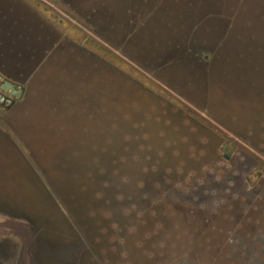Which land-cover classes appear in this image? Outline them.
Wrapping results in <instances>:
<instances>
[{
    "label": "rangeland",
    "instance_id": "rangeland-1",
    "mask_svg": "<svg viewBox=\"0 0 264 264\" xmlns=\"http://www.w3.org/2000/svg\"><path fill=\"white\" fill-rule=\"evenodd\" d=\"M110 1L56 0V4L65 12L80 17L90 27L89 20L93 16L103 18L107 14ZM241 1L228 0L229 4L237 5L224 10L225 16L230 15L228 24H224L229 31L233 30ZM145 2L143 14L138 10L129 16L127 12L130 27L147 25L144 31L141 30V55L152 58L157 54L166 56L169 52L172 61V44L165 42L169 33L162 28V20L157 22L155 16L158 12L172 16V5L180 1ZM133 7L136 10L137 6ZM63 10L64 16L76 25ZM169 19L164 25L167 30L172 28V19ZM153 25L159 30L153 29L151 37L145 36L147 28ZM135 27L132 33L137 32ZM81 31L108 48L86 28ZM236 41L241 42L240 37L237 36ZM176 42L172 34V43ZM217 46L220 43L214 45L213 50L218 49ZM132 50L126 51L135 56ZM205 50H196L199 58L206 57L207 61L198 66H208L211 59L219 58L218 50L212 54ZM112 51L124 59L119 52ZM180 55L184 53L180 51ZM99 60L98 65L107 67ZM162 60L156 58L160 63L170 61L164 57ZM124 61L131 71L123 78L138 85L139 95L131 88H114L112 84L107 87L101 79L97 80V70L90 66L92 61L88 56L83 60L64 58L58 67L48 64L34 78L36 94L28 90L27 97L33 95L26 102L25 122L30 135L36 143L42 144L58 135L62 145L56 151L58 155L48 157L50 161L46 167L49 171L55 167L57 175L54 176L61 186L59 192L70 197L69 207L65 205L64 208L71 215L65 218L74 233L72 236L68 230L67 235L72 236L70 242L73 243L62 249L75 261L87 259V264L89 261L95 264H264V121L255 117V113L251 115L252 110L257 109V104L251 102L254 103L258 92L246 82L247 85L241 87L244 100L240 104L246 101L250 106L231 107L223 100L221 104L207 102L201 105L207 110L206 116L230 134L229 148L234 152L225 161L221 152L225 142L187 115L174 110L171 102L166 100L169 97L181 102L178 95L155 78L154 75L160 73L158 67L153 68L150 64L146 70L141 63L136 65L126 58ZM172 67L160 73L171 81ZM51 69L56 70V77L63 78L56 82L52 77L43 78ZM133 71L140 76V81L133 78ZM88 84L91 93L86 95L87 87L84 90L83 85ZM74 90L78 95L70 106L62 92ZM258 100V104H264L263 96ZM83 104L88 107L85 109ZM260 109L264 111V106ZM56 123L66 128L56 133L51 129ZM120 155H123L125 167L122 172L125 174L119 183L114 176L109 177L118 189L116 199L120 203H115L116 193L111 188L101 191L97 198L90 193L93 200L84 203L85 195L80 191L86 186L90 189L91 184L99 181L97 167L109 165L107 170L112 171L111 167H117L114 158ZM91 167L93 180L87 182L86 173ZM0 171H10L17 175H14L16 182L34 187V181L30 180L32 176L24 174L20 161L9 156L1 142ZM256 171L260 176L248 182L246 177ZM35 185L37 189L38 184ZM30 187L26 188L29 194ZM47 214L48 211L45 218H48ZM57 228L59 231L65 229ZM12 254L15 260L17 254ZM13 264L18 263L14 261Z\"/></svg>",
    "mask_w": 264,
    "mask_h": 264
},
{
    "label": "water",
    "instance_id": "water-1",
    "mask_svg": "<svg viewBox=\"0 0 264 264\" xmlns=\"http://www.w3.org/2000/svg\"><path fill=\"white\" fill-rule=\"evenodd\" d=\"M25 1L45 18H48L52 13L51 11H53L46 9L48 6L43 4L42 0ZM44 1L61 11L63 10L61 5L56 4V0ZM140 1L111 0L108 6L109 10L106 12L107 14L103 18H97L96 15L93 16L92 20H89L90 27L83 23L80 17H75L63 10L78 25L89 30L94 37L110 48L104 47L92 38H87V43L84 44V48L91 54L88 56L92 61V65L90 66L97 70V80L101 79V82H104L107 87L112 84L111 87H125L127 89L126 86L132 83L130 80H125L122 76L130 74L129 64L116 55L112 49L116 53L119 52L121 56L133 64L138 65L141 63L140 66L148 59L155 60L159 58L163 61V57L166 60H170L169 58H171V54L167 51L168 55L157 54L154 58L143 57L139 54L143 50L141 30L144 31L147 25L146 27L138 26L137 28L134 26L137 32L132 33L134 27H130L127 22L128 17L136 14L138 10L143 11L140 12L141 14L145 12V6ZM179 1V4L172 5V16L161 12H158L155 16L157 22L162 20V28L165 32L169 33V38L165 42H172V34L177 39L176 43H172V81L165 74L160 73L157 76L154 75L155 78L195 108L207 102L215 105L218 102H222V100L227 102L231 107L236 105L250 106L246 101L240 104L244 100V94L240 93L242 91L241 87L243 86L242 84L247 85V82L252 90L258 92L254 97V103L251 102L252 105L257 104V109L252 110L251 115L253 116L255 113V117L259 116V120L264 121V111L260 109L264 104H258V98L260 99V96L264 97V0L241 1L243 3L236 11L232 31L225 28L230 15L225 16L224 10L230 6L236 8L237 5L229 4L228 0ZM133 6H137L138 9L134 10ZM127 12H129V16H127ZM169 18L172 19V28L167 30L164 28V25L167 20H170ZM98 19H101V21H98ZM61 20L62 24L56 27L70 42H67L64 37H59L57 43L54 39H51L47 44L39 47V55L32 53L31 50H27L28 52L25 55L27 59L34 57L35 61L33 64L27 66V70L30 72L29 76L22 79L20 83L4 78L0 74V110L7 113L12 109V113H14L11 116L7 114L6 118L4 117V120L8 123L1 119L12 140L0 133V142L5 147L9 156L13 155L20 161L21 166L24 168V174L31 175L32 178L30 180L34 181V187H30L19 181L16 182L14 179V175L16 174L10 171H0L1 264H13L14 261L18 264H87V259L75 261L69 252H65L62 249L73 243V241L70 242V239H73L74 233L65 218V216L70 218L71 215L64 208L65 205L68 206L70 204L68 203L70 197L60 194L59 188L61 186H59L60 184L54 176L57 175L55 167L50 171L46 168L50 161L48 157L58 155L59 152L56 151H59V146L62 147L58 142V135L50 138V141H45L46 144L36 143L34 137L30 135L29 126L27 127L25 122V116L28 114L26 102L36 94V88L33 87L36 75L48 64L58 67V64L64 58L83 60L87 57L72 44L78 43V40L82 41L84 33L78 30L67 19L62 18ZM153 29L159 30L154 25L148 27L145 36L151 37ZM237 36L241 39L239 43L236 41ZM28 40L32 44L35 43L34 38H29ZM202 42H204V45H202ZM219 43L220 46H217L219 48L216 49L218 50L216 54L219 58L211 59L208 66L193 68L194 64L184 59L189 48L192 49L190 55H195L198 53L196 50L202 48H205V51L212 54V52H216V50H213V46ZM128 44L134 46L132 47L133 50L127 46ZM137 45L141 46L140 50L136 49ZM33 46L30 45L28 48L34 49L36 47ZM160 46L163 45H159L158 47ZM175 46L181 47V52L184 53L183 56H178L180 51H177L174 48ZM126 50H132L135 56L130 55ZM97 60L110 64L109 66L119 71L122 74L120 81L112 78L108 65L107 67L98 65ZM145 69L147 70V68ZM55 72L56 70L51 69L43 78L45 76L52 77V80L55 82L63 78V76H58V72V77H56ZM148 72L150 73V71ZM131 75L140 81V76L135 71ZM73 77H75L74 74ZM171 83L172 87L170 86ZM252 85L254 86L253 88ZM86 87V95H88V93H91L90 85H83L84 90ZM28 90H32L33 92V95L30 97H27ZM134 91L136 93V89ZM68 92H62V97L66 101V104L67 101L69 104L73 102L78 95L77 90H74L72 93ZM160 93L162 94L163 92L160 91ZM69 94L73 95L69 96ZM205 95L208 96V99L204 98ZM166 100L180 107V104L174 99L167 97ZM82 107L86 109L88 105L83 104ZM55 109L56 107L54 111L57 113L58 111ZM11 118H14L16 121L15 133L9 127ZM64 128L66 126L60 123L51 126V129L56 133H59ZM27 150L31 152L30 155L24 157L20 154L21 151L26 152ZM40 152H43V154H40ZM221 152L223 158L228 160V153L223 148ZM122 159L123 155L114 158V163L117 167H111L112 171L107 170L110 167L109 165H98L97 176L100 177L99 181L95 185L91 184L93 187L90 189L86 186L87 188L80 191L81 194L85 195L84 203L93 200L89 195L90 193L93 194L94 198H97L101 191L103 192V190L110 188L116 193L115 203L116 201V204L120 203L116 199L119 194L118 189L113 185L115 182L111 183L109 181V177L114 176V180L118 183L121 181L124 176L123 174H125V172H122L125 167ZM46 160H48L47 164H45ZM92 168L87 170L86 176L91 175V178H87V182L93 180ZM72 175L74 176L75 173ZM259 176L260 172L256 171L246 178L248 182H251ZM36 183L38 184L37 189ZM27 187H30V194L26 189ZM46 211H48V218L44 217ZM108 213L111 214V211ZM74 214L76 217L77 210L74 211ZM78 221L82 224L81 220ZM57 226L65 227V229L62 228V231H59L57 230ZM68 230L72 233L71 237L67 236ZM77 231L80 232L78 229ZM11 252L17 254L15 260L12 258L13 254ZM89 264L95 263L89 261Z\"/></svg>",
    "mask_w": 264,
    "mask_h": 264
},
{
    "label": "crops",
    "instance_id": "crops-1",
    "mask_svg": "<svg viewBox=\"0 0 264 264\" xmlns=\"http://www.w3.org/2000/svg\"><path fill=\"white\" fill-rule=\"evenodd\" d=\"M61 24L59 19H55L51 15L45 18L25 0H0V74L16 83H20L22 79L28 77L30 72L27 70V66L33 64L35 59L34 57L27 59L25 56L27 50L39 55V47L47 44L49 40L54 39L57 43L59 37L65 38L64 34L56 27ZM29 38H34L35 43L29 42ZM30 45L36 46L37 49L36 47L29 49ZM167 63L170 62H163L161 64L163 68L162 66L161 68L169 67L170 65H166ZM198 108H202V106ZM7 114L11 116L14 113H12V109L7 113L0 110V133L10 138L1 122V119L4 120ZM4 121L6 122V120ZM15 125V119L11 118L9 127L14 133ZM15 136L17 137L16 134ZM20 154L26 156L24 151H21Z\"/></svg>",
    "mask_w": 264,
    "mask_h": 264
},
{
    "label": "flooded vegetation",
    "instance_id": "flooded-vegetation-1",
    "mask_svg": "<svg viewBox=\"0 0 264 264\" xmlns=\"http://www.w3.org/2000/svg\"><path fill=\"white\" fill-rule=\"evenodd\" d=\"M42 3L43 4H45L46 6H48V8L46 7V9H48V10H53V11H51L52 13H51V17H54L55 19H59L60 21H62L61 19L62 18H66L65 16H64V14L61 12V11H59L57 8H55L54 6H52L51 4H49V3H47L46 1H44V0H42ZM50 8V9H49ZM67 19V18H66ZM68 20V19H67ZM68 21H70L71 22V20L69 19ZM74 23V22H73ZM74 26H76V28L78 29V30H83V28H81L77 23H76V25H74ZM88 35V34H87ZM84 37V39L81 41V40H78V43H72L73 44V46L75 47V48H77V49H79V50H81L80 52H82V53H84V55L85 56H90L91 54H90V52H88L85 48H84V44H86L87 43V38L88 37H86L85 35H83ZM65 40L67 41V42H70V41H68L66 38H65ZM172 40V39H171ZM79 41H81L80 43H79ZM82 45H83V47H82ZM109 48V47H108ZM137 50H140V49H137ZM139 54H142V51L141 52H139ZM152 56H154V54L152 55ZM155 57V56H154ZM153 57V58H154ZM201 58H199L198 57V59H196L195 60V62L193 63L194 64V67L193 68H197V66L198 65H201V64H204V63H206L207 61H205L206 60V57L204 58L203 57V59H201ZM123 60H125V58L123 59ZM198 60V61H197ZM145 63L143 64L147 69H149L148 67H151V66H149L150 64H152V67L154 68H156V67H158V70H157V72H160V73H162L163 71H164V69H162L163 68V65H161L163 62H161L160 63V61H156V59L155 60H145L144 61ZM152 62V63H151ZM170 63H167L166 65H170V66H172V61L170 60L169 61ZM166 63V62H165ZM161 66H162V68H161ZM149 71H151V70H149ZM159 90V92L160 91H162L160 88L158 89ZM163 95H166L165 93L163 94ZM166 96H168V95H166ZM208 96L207 95H205V99H208L207 98ZM178 98V97H177ZM180 100H181V102H179V101H177V103H179L180 104V107H178V106H176V105H174V104H171V103H169L170 105H172V108L174 109V110H176V111H178V112H180V113H182V114H184V115H187V117L190 119V120H192V121H195L196 123H198V124H200L201 125V127L203 128V129H205L207 132H209L211 135H213V136H217L219 139H221V140H223L225 143L223 144V146L221 147V149L223 148L225 151H226V153H228V160L230 159V155L231 154H233V152L234 151H232V149H230L229 148V141L228 140H230V137H229V135L230 134H228V133H225L215 122H213L212 120H210L209 118H208V116H206V114H207V110H206V108L204 107V106H202L203 108H195V107H193V106H191V105H189L188 103H186L184 100H182L181 98H180ZM239 136H237V138H238ZM242 139V138H241ZM249 139H251L252 140V138H251V136L249 137ZM234 140H236L235 138H234ZM227 141V142H226ZM23 154V153H22ZM31 154V152L30 151H26V155H30ZM40 154H43V152H40ZM224 159V158H223ZM225 160V159H224ZM228 160H225V161H228ZM260 169H261V167H260ZM2 263V260L0 259V264Z\"/></svg>",
    "mask_w": 264,
    "mask_h": 264
},
{
    "label": "trees",
    "instance_id": "trees-1",
    "mask_svg": "<svg viewBox=\"0 0 264 264\" xmlns=\"http://www.w3.org/2000/svg\"><path fill=\"white\" fill-rule=\"evenodd\" d=\"M142 4H144V6H146L147 4H146V2H145V0H143L142 1ZM136 9H138L137 7H136ZM135 10V9H134ZM134 32V31H133ZM168 43H169V41H168ZM168 45H170V44H168ZM188 46V45H187ZM189 47V46H188ZM177 51H181V47L180 46H175L174 47ZM192 53V49H188L187 50V55H186V57H184V59H187L188 60V62H192V64L195 62V59L196 58H198L199 56H198V54H195V55H190ZM104 64H106V65H110V64H107V63H104ZM95 67H96V65H94ZM110 67V72H111V76H112V78L113 79H116V80H119L120 81V79H121V73L119 72V71H117L116 69H114L112 66H109ZM123 76V75H122ZM109 80H111V79H109ZM127 89L128 88H131V89H133V90H135L136 88H138V85L136 84V83H130V84H128L127 86ZM136 94H138V92H137V89H136ZM139 95V94H138ZM117 173V172H116ZM89 178H91V175H89L88 176ZM145 182H147V181H145ZM147 185V184H146Z\"/></svg>",
    "mask_w": 264,
    "mask_h": 264
}]
</instances>
